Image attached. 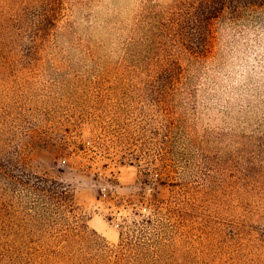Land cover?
Here are the masks:
<instances>
[{
	"label": "rangeland",
	"instance_id": "obj_1",
	"mask_svg": "<svg viewBox=\"0 0 264 264\" xmlns=\"http://www.w3.org/2000/svg\"><path fill=\"white\" fill-rule=\"evenodd\" d=\"M175 1L0 0V264H24L2 227L30 218L36 198L11 187L22 171L77 202L35 210L52 245L37 264L75 236L94 264H264V99L223 103L219 51L152 41ZM260 3L216 31L264 24ZM160 60L176 63L168 105L148 94Z\"/></svg>",
	"mask_w": 264,
	"mask_h": 264
},
{
	"label": "trees",
	"instance_id": "obj_2",
	"mask_svg": "<svg viewBox=\"0 0 264 264\" xmlns=\"http://www.w3.org/2000/svg\"><path fill=\"white\" fill-rule=\"evenodd\" d=\"M254 2L257 0H250V4ZM260 2L264 5V0ZM239 3L240 0H177L160 15L162 18L159 21L160 27L158 33L153 32L152 41L164 38L166 41L165 47L162 48L164 50L169 47H180L191 53L194 59L206 57L211 49L210 39L216 21L227 13L239 16L243 9ZM175 64V61L160 60L148 65L151 72L164 81L159 90L155 86L149 88L148 94L154 102L168 105L165 92L169 89L171 78L174 77ZM11 187L23 189L28 196L36 200L29 208L31 214H27L30 217L28 221L22 220L21 217H6L2 222V227H5V231L11 236L7 237V246L15 253H19V259H23L24 264H37L36 260L43 251H40V248L51 249L52 245L48 242L42 243L38 236L35 210L40 205L46 206L47 209L55 207L56 212L65 217L76 210L75 193L66 183L24 171L20 172L18 177L11 178ZM2 206L6 207L5 204ZM8 208L7 211H10L9 206ZM3 216L5 218V211L0 207V221ZM80 239L79 236L67 239L64 245L52 251L53 258L49 256L40 264H94L92 259L77 248Z\"/></svg>",
	"mask_w": 264,
	"mask_h": 264
},
{
	"label": "clouds",
	"instance_id": "obj_3",
	"mask_svg": "<svg viewBox=\"0 0 264 264\" xmlns=\"http://www.w3.org/2000/svg\"><path fill=\"white\" fill-rule=\"evenodd\" d=\"M219 51V65L212 73L213 91L219 92L223 103L237 100L264 99V24L248 22L230 27L228 22L214 29V41L208 54Z\"/></svg>",
	"mask_w": 264,
	"mask_h": 264
}]
</instances>
